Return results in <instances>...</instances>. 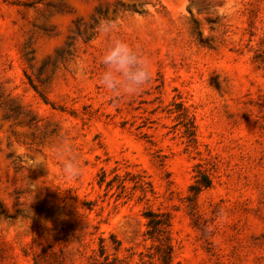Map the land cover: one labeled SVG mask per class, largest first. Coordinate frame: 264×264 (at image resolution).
<instances>
[{"label": "rangeland", "instance_id": "1", "mask_svg": "<svg viewBox=\"0 0 264 264\" xmlns=\"http://www.w3.org/2000/svg\"><path fill=\"white\" fill-rule=\"evenodd\" d=\"M116 39L149 62L135 96L98 84ZM41 247L264 264V0H0V264Z\"/></svg>", "mask_w": 264, "mask_h": 264}, {"label": "clouds", "instance_id": "2", "mask_svg": "<svg viewBox=\"0 0 264 264\" xmlns=\"http://www.w3.org/2000/svg\"><path fill=\"white\" fill-rule=\"evenodd\" d=\"M114 27L111 22H101L99 30L109 33ZM100 64L103 70L99 73L98 84L115 97L135 96L151 79L147 59L138 50L119 39L109 42L100 57ZM58 149L62 174L69 179L78 178L81 174L80 164L78 158L71 154V146L61 142Z\"/></svg>", "mask_w": 264, "mask_h": 264}, {"label": "trees", "instance_id": "3", "mask_svg": "<svg viewBox=\"0 0 264 264\" xmlns=\"http://www.w3.org/2000/svg\"><path fill=\"white\" fill-rule=\"evenodd\" d=\"M203 186H208L209 185V180L206 178V181L202 183ZM151 213L149 212L148 215ZM150 223V222H149ZM157 224V223H155ZM102 241V239H100ZM50 247V246H48ZM51 250V249H50ZM53 254V253H52ZM103 254V248L100 246V255ZM49 250L47 248L41 247L37 252H35L32 256V262L33 264H51L50 259H49ZM55 256V254H53Z\"/></svg>", "mask_w": 264, "mask_h": 264}]
</instances>
